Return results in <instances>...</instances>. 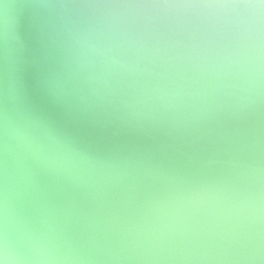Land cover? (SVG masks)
I'll list each match as a JSON object with an SVG mask.
<instances>
[{
  "label": "water",
  "instance_id": "water-1",
  "mask_svg": "<svg viewBox=\"0 0 264 264\" xmlns=\"http://www.w3.org/2000/svg\"><path fill=\"white\" fill-rule=\"evenodd\" d=\"M11 2L20 7L10 10L7 50L0 35V115L51 133L90 161L57 168L9 140L17 232L26 224L89 257L87 264H264V224L247 203L264 189V89L250 93L233 78L198 75L183 59L190 43L207 39L201 12ZM102 12L167 49L126 51L111 75L82 63L68 43L69 22L86 24Z\"/></svg>",
  "mask_w": 264,
  "mask_h": 264
},
{
  "label": "clouds",
  "instance_id": "clouds-1",
  "mask_svg": "<svg viewBox=\"0 0 264 264\" xmlns=\"http://www.w3.org/2000/svg\"><path fill=\"white\" fill-rule=\"evenodd\" d=\"M19 7L11 0H0V35L6 50L9 30L14 26L10 23V10ZM38 7L198 10L205 17L209 31L207 39L192 42L186 47L183 59L191 62L193 71L215 79L222 76L233 78L238 82L237 87L250 93L259 94L264 89V0L85 5L53 4L50 0H40ZM69 23L73 27L67 29L68 43L82 58V63L99 67L102 74L118 72L117 66L123 65L120 57L126 51H142L150 55L153 51H165L168 47L159 43L149 46L142 36L129 29V21L112 13L102 12L86 24ZM176 58L180 59V56ZM0 131V264H87L89 257L61 248L28 225L23 226L22 236L13 226L9 196V140H15L17 147L28 151L39 162L57 168H87L90 161L86 157H73L66 145L51 133L41 132L28 122L18 123L7 111L0 115ZM247 203L255 221L264 224V189L250 194Z\"/></svg>",
  "mask_w": 264,
  "mask_h": 264
}]
</instances>
